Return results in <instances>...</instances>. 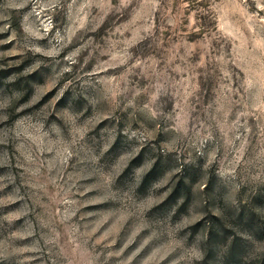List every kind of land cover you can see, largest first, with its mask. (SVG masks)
Listing matches in <instances>:
<instances>
[{
    "label": "rangeland",
    "instance_id": "374dc122",
    "mask_svg": "<svg viewBox=\"0 0 264 264\" xmlns=\"http://www.w3.org/2000/svg\"><path fill=\"white\" fill-rule=\"evenodd\" d=\"M264 0H0V264H264Z\"/></svg>",
    "mask_w": 264,
    "mask_h": 264
},
{
    "label": "trees",
    "instance_id": "16d2710c",
    "mask_svg": "<svg viewBox=\"0 0 264 264\" xmlns=\"http://www.w3.org/2000/svg\"><path fill=\"white\" fill-rule=\"evenodd\" d=\"M264 262V261H263Z\"/></svg>",
    "mask_w": 264,
    "mask_h": 264
}]
</instances>
